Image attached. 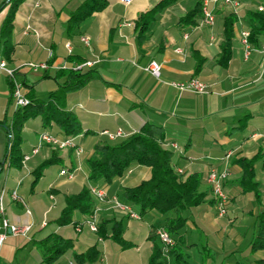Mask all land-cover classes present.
<instances>
[{"label":"crops","instance_id":"0c3cea01","mask_svg":"<svg viewBox=\"0 0 264 264\" xmlns=\"http://www.w3.org/2000/svg\"><path fill=\"white\" fill-rule=\"evenodd\" d=\"M83 1L23 0L13 16V50L6 63L29 99L47 102L49 94L65 81V76L58 74L61 68L90 61L91 67L85 69L93 70V78L84 87L68 92L60 103L80 123L82 131L75 135V141L82 152L54 148L39 139V151L15 168L8 161L1 165L9 146L5 125L15 108L10 101L9 77L0 73V121H4L0 123V221L5 218L13 224L31 226L27 234L5 236L0 244V264H40L41 253L33 241L49 234L70 239L73 245L53 264H79L72 253L92 246L99 252L98 259L81 264H148L152 252L149 237L163 227L164 217L155 210L139 215L121 193L123 188L148 180L150 168L132 164L109 183H92L86 164L95 145L113 144L145 124L163 129L162 146L173 152L175 170L183 179L198 174L200 190L206 193L201 204L181 212L186 222L176 240L186 262L230 264L229 259L237 256L231 264H264V250H249L256 215L264 211V54L259 50L264 45V31L256 32L260 23L254 15L264 12L259 10L264 9V0H239L236 10L221 1H211L212 25L203 24L202 15L194 25L183 24L181 17L200 0H175L158 14L143 38H139L136 21L161 0H106L104 9L93 12L77 27L69 26L70 14ZM8 2L0 0V5ZM7 12L8 5L0 9V25ZM230 14L236 20L230 57L225 61L223 28ZM251 30V48L245 55L240 37L243 31ZM81 37H87L89 44ZM195 53L203 59L198 71ZM152 60L161 65L159 77L144 70ZM28 63H45L47 68L36 71ZM191 78L207 85V91H179L172 85ZM42 130L60 138L68 136L54 122L44 126L40 115L30 118L21 131L23 156L31 154L33 144L28 138L40 137ZM118 130L121 136L108 137L107 132ZM53 152L58 162L44 168L32 186L33 170ZM257 153L261 158L253 167L258 197L243 192L238 185L242 169L236 162ZM226 168L229 174L222 187L229 201L226 212L220 215L206 175ZM91 184L106 193L104 201L92 197L96 227L102 220H122V237L131 247L122 248L90 229L92 212L75 211L70 224L54 223L65 206V197ZM13 191L17 199L12 197ZM113 199L127 208L115 206Z\"/></svg>","mask_w":264,"mask_h":264},{"label":"trees","instance_id":"16d2710c","mask_svg":"<svg viewBox=\"0 0 264 264\" xmlns=\"http://www.w3.org/2000/svg\"><path fill=\"white\" fill-rule=\"evenodd\" d=\"M23 0H9L8 3L0 5V9L8 5V12L0 25V43L2 45V56L6 61L9 60L13 47L11 45V35L13 29V16L18 5ZM201 1V0H200ZM188 11L181 22L183 24L194 25L203 13L202 1ZM175 0H161L150 10L141 13L136 21L139 30V38H143L152 23L157 19L158 14ZM107 5L106 0H84L71 14L69 26L77 27L84 19L93 12L104 9ZM260 26L256 32L264 31V12H256ZM235 15L230 14L224 20V60L230 57V45L233 37V25ZM249 33V39L251 38ZM197 59L196 71L199 69L201 59L195 53ZM84 62V61H83ZM81 62V63H83ZM79 63V64H81ZM76 65V64H75ZM82 67L77 69L74 65L70 68H61L58 71L60 76H65V81L56 90L49 94L47 102L29 99L30 103L26 106L15 109L10 123L6 124L8 137V150L1 165L8 161L9 166L20 168L22 166L23 155L20 150L21 131L24 123L36 116H41L44 126L54 122L66 135L75 136L81 133V126L77 117L70 111L61 108L60 103L64 96L71 91L84 87L91 78L93 70ZM10 101L13 93V83L9 79ZM4 121H0L3 123ZM164 131L161 127L145 124L138 132L123 138L113 144L104 143L94 146L92 155L87 159L88 179L95 183L102 180L106 183L114 178L121 177L132 164L149 167L151 176L148 180L140 182L134 187L122 189V198L137 209L139 215H143L148 210H155L164 217L163 229L174 239L175 244L169 250L168 257L162 254L161 243L154 232L149 239L152 242V252L148 259V264H189L184 258V254L177 249L176 236L184 227L186 218L181 212L201 204L206 196L200 190V176L196 173L188 175L185 179L178 173L172 164L173 152L165 149L163 145ZM261 158L257 153L251 159L240 158L236 162L242 169L238 185L243 192H251L256 197L259 196L258 183L255 181L254 162ZM59 158L55 153L43 160L33 170L32 186L35 185L44 168L57 163ZM75 211L90 214L93 211V198L87 187H83L78 193L65 197V206L59 217L54 221L56 225L63 226L72 222ZM96 232L101 237H107L118 243L122 248H129L131 244L122 237V220H102ZM34 246L41 253L40 264H53L63 254L72 250V241L57 234H49L43 239L33 241ZM250 252L264 250V211L256 215V230L249 242ZM76 263L94 262L99 257V252L95 246L89 247L82 253H72Z\"/></svg>","mask_w":264,"mask_h":264},{"label":"built area","instance_id":"2783aa9c","mask_svg":"<svg viewBox=\"0 0 264 264\" xmlns=\"http://www.w3.org/2000/svg\"><path fill=\"white\" fill-rule=\"evenodd\" d=\"M211 1L212 2L221 1L225 5L231 6L232 9L234 10H236L240 5L239 0H203L204 6H208V13H202V23L206 25H212L214 23V15L209 8V4ZM259 10L263 11V8H259ZM240 39L244 40V51H245V55H247L251 48L250 43H249V32L243 31V37H240ZM81 40L84 44L86 45L89 44V39L87 37H81ZM259 50L260 52L264 54V45H262ZM91 65H92V62L86 61L82 64H76L74 65V67L77 69H80L82 67H91ZM27 66L33 70H37L38 68L45 69L47 67L46 64L44 63H41V64L28 63ZM144 70L152 74L155 77H159L160 71H161V65L157 61L152 60L145 66ZM2 72H4L9 77V79H11L13 83L12 104L14 108L16 109L17 107L27 105L29 103V100L23 93V88H22L21 83L15 79L14 70L11 68H8V65H4L0 62V73ZM172 85L174 88H176L179 91H192L195 93H204L207 91V85L200 82L196 78H191L190 80L186 82H173ZM107 135L109 138L114 139L116 137L121 136V131L118 130L115 133L107 132ZM47 137H48V132H47ZM50 140H52L54 143H59V146H61V149L63 148L64 143H72L73 151L76 154H80L82 152V148L75 141V136H65L63 138H60L55 135V139H50ZM171 146L173 149L176 148L174 144H172ZM28 157L29 156H24L23 162H25L28 159ZM227 175H228V171L225 169L221 173L211 170L206 176L207 177L206 181L210 184L212 192L217 197L218 209L221 214L226 212L227 197H226V194L223 192L222 181L223 179L226 178ZM88 190L91 196L95 200L104 201L106 199V193L103 188L97 185L91 184L88 186ZM2 195H3L2 192H0V212L1 213L3 212ZM12 197L14 199L18 198L17 193L15 191L12 192ZM113 203L117 207L127 208L126 206L121 205L115 199H113ZM95 211L96 209H94V212H92L91 215L89 216L90 229H92L93 231H96L97 229L95 225ZM131 215H134V214L131 213ZM30 229H31L30 225H26V224L17 225V224L10 223L5 218H2L0 221V244L7 234H13V235L27 234L30 231ZM156 235L161 243L162 254L165 257H168L169 250L175 244L174 239L163 228L158 229L156 231Z\"/></svg>","mask_w":264,"mask_h":264},{"label":"rangeland","instance_id":"374dc122","mask_svg":"<svg viewBox=\"0 0 264 264\" xmlns=\"http://www.w3.org/2000/svg\"><path fill=\"white\" fill-rule=\"evenodd\" d=\"M125 2H126V0H124ZM201 6H202V4H201ZM263 11H264V9H263ZM201 20H202V18H201ZM84 63V62H83ZM35 64H41V63H35ZM45 64V63H44ZM82 64V63H81ZM47 66V65H46ZM47 68V67H46ZM45 68V69H46ZM45 69H40V68H38L36 71H38V70H45ZM21 83V82H20ZM21 85H22V88H23V93H24V95L26 96V94H25V92H24V87H23V84L21 83ZM27 97V96H26ZM27 99L29 100V98L27 97ZM29 103H30V100H29ZM28 103V104H29ZM27 104V105H28ZM26 106V105H25ZM21 107H23V106H21ZM17 108H19V107H17ZM16 108V109H17ZM4 110H6V106H5V109ZM49 132V133H51V134H53L52 132H50L49 130H42V131H40L39 133H42V132ZM53 135H55V134H53ZM57 136V135H56ZM68 136H71V135H68ZM58 137V136H57ZM28 138V137H27ZM117 138V137H116ZM40 139V137H39V134H36L35 136H33V137H29L28 138V140L30 141V143L31 144H33L31 147H32V149L34 148V147H38V145H39V140ZM52 147H54V146H52ZM54 148H56V147H54ZM32 149H31V154L29 155V157H28V159L27 160H29L30 159V157L32 156V155H34V154H36L38 151H39V148H38V150L36 151V152H32ZM59 149V148H58ZM23 158H24V156H23ZM26 160V161H27ZM22 163H23V159H22ZM225 169H223L221 172H223ZM226 170L228 171V169L226 168ZM221 172H218V173H221ZM228 174H229V171H228ZM207 176V175H206ZM227 177V176H226ZM207 178V177H206ZM208 183V182H207ZM209 184V183H208ZM223 188V187H222ZM223 192H224V190H223ZM225 193V192H224ZM226 194V193H225ZM226 197H227V203H228V201H229V199H228V196L226 195ZM227 203H226V205H227ZM217 205H218V202H217ZM218 211H219V209H218ZM219 214L220 215H223V214H221L220 213V211H219ZM196 252V251H195ZM194 254V253H193ZM195 258V257H194ZM194 258L193 259H191L192 261H194ZM195 259H197V258H195ZM238 259V257L236 256V257H234V256H232L230 259H229V263L231 264V263H233L234 261H236ZM242 260V259H241ZM196 261V260H195Z\"/></svg>","mask_w":264,"mask_h":264},{"label":"bare ground","instance_id":"6f19581e","mask_svg":"<svg viewBox=\"0 0 264 264\" xmlns=\"http://www.w3.org/2000/svg\"><path fill=\"white\" fill-rule=\"evenodd\" d=\"M201 1H202V10H203V13H208V6H204V4H203V0H201ZM241 42H242V44L244 45V40H243V39H242ZM0 62H1L2 64H4V65H7V63L5 62V60H3V59H1V58H0ZM8 68H9V67H8ZM50 139H55V136H53L51 133L48 132V137H47V132H46V131L40 133V140H41V141H43V142H45V143H47V144H49V145L55 146V147H57V148H59V149H61V146H59V143H54V142H53L52 140H50ZM64 148H71V149H73L72 143H64L62 149H64ZM35 151H36V149H33V150H32V152H35ZM24 156H29V155H24Z\"/></svg>","mask_w":264,"mask_h":264}]
</instances>
